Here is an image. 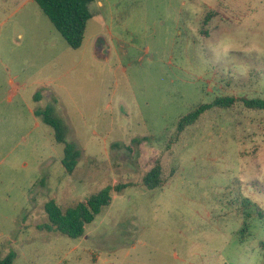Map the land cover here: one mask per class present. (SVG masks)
Masks as SVG:
<instances>
[{
  "label": "rangeland",
  "instance_id": "1",
  "mask_svg": "<svg viewBox=\"0 0 264 264\" xmlns=\"http://www.w3.org/2000/svg\"><path fill=\"white\" fill-rule=\"evenodd\" d=\"M88 10L72 49L33 0H0V259L264 264V110L241 111V100L264 99V0H95ZM110 35L121 45L94 52ZM49 84L78 151L71 174L36 114ZM218 96L237 103L178 135L182 117ZM155 163L163 184L148 189ZM115 185L82 237L39 228L46 202L66 209Z\"/></svg>",
  "mask_w": 264,
  "mask_h": 264
},
{
  "label": "trees",
  "instance_id": "2",
  "mask_svg": "<svg viewBox=\"0 0 264 264\" xmlns=\"http://www.w3.org/2000/svg\"><path fill=\"white\" fill-rule=\"evenodd\" d=\"M95 0H34L42 12L52 23L53 27L60 34L66 44L77 49L82 45L86 24L91 18L88 10L90 3ZM240 101V100H239ZM237 100L230 96H218L208 104L200 105L184 117L177 126L178 135L188 126L193 125L200 115L212 108H232ZM242 110L246 112H260L264 110V99L251 98L241 100ZM41 117L44 124L53 128L55 140L64 144V156L62 165L71 174L76 165L78 151L65 140L62 125L53 116L51 108L40 110L36 113ZM143 185L148 189H155L163 184L162 169L159 163H155L142 177ZM123 185L107 186L95 194L88 196L84 201L68 207H60L54 200L45 203L44 211L48 222L39 228L48 232H59L70 238H79L84 235V227L94 221L102 209L110 205L112 192H119ZM257 216L261 218V213L257 210ZM264 247V245H263ZM15 254L9 252L0 259V264H13Z\"/></svg>",
  "mask_w": 264,
  "mask_h": 264
},
{
  "label": "crops",
  "instance_id": "3",
  "mask_svg": "<svg viewBox=\"0 0 264 264\" xmlns=\"http://www.w3.org/2000/svg\"><path fill=\"white\" fill-rule=\"evenodd\" d=\"M97 3H98L99 6L102 7V2L97 1ZM113 40H116V39H113V37L111 35H110L109 39L107 38V40L101 38L100 54H106L105 56H107V55L109 56V55L112 54V52L114 51V49H113ZM116 42L119 45H121V42L119 40H116ZM93 45H94V50H95L94 52H96L97 41ZM123 55H124V53H123ZM43 98H45L46 99V102L48 103L47 107H45L43 109L51 108L52 109V112H53V115L56 116V109L58 107L59 100L57 99L56 93L50 87V84L49 85H43V86H41L40 93L34 95V99H35L36 102H41L43 100ZM32 114L35 116L34 113H32Z\"/></svg>",
  "mask_w": 264,
  "mask_h": 264
},
{
  "label": "water",
  "instance_id": "4",
  "mask_svg": "<svg viewBox=\"0 0 264 264\" xmlns=\"http://www.w3.org/2000/svg\"><path fill=\"white\" fill-rule=\"evenodd\" d=\"M101 38H99L98 40H97V45H96V52H97V54L98 55H101L100 54V47H101Z\"/></svg>",
  "mask_w": 264,
  "mask_h": 264
}]
</instances>
